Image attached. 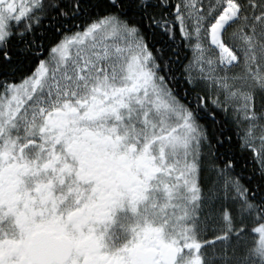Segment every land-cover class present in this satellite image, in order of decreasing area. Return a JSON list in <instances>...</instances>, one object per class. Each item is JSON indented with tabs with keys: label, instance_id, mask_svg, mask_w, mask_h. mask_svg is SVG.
<instances>
[{
	"label": "snow or ice",
	"instance_id": "snow-or-ice-1",
	"mask_svg": "<svg viewBox=\"0 0 264 264\" xmlns=\"http://www.w3.org/2000/svg\"><path fill=\"white\" fill-rule=\"evenodd\" d=\"M0 264H264V0H0Z\"/></svg>",
	"mask_w": 264,
	"mask_h": 264
}]
</instances>
